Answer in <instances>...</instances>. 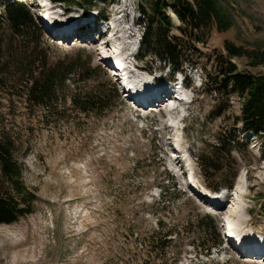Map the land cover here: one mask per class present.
Wrapping results in <instances>:
<instances>
[{
  "label": "rangeland",
  "instance_id": "374dc122",
  "mask_svg": "<svg viewBox=\"0 0 264 264\" xmlns=\"http://www.w3.org/2000/svg\"><path fill=\"white\" fill-rule=\"evenodd\" d=\"M14 1L0 0V138L12 147L23 181L37 200L26 216L0 224V264H264V258L234 248L222 227V218L229 215L245 241L254 236L252 240L264 245V158L259 143L252 144L256 139L241 129L240 98L231 96L228 108L217 115L220 100L203 83L204 67L211 69L209 56L225 52L226 39L264 48V0L232 1L234 27L226 32L213 28L204 43H197L193 65H185L184 75L170 74L169 64L150 56L138 58L140 0H115L114 5L98 0L85 10L54 2L36 9V0H17L40 27L24 31L2 19L5 6ZM123 4L125 12L115 11ZM55 16L59 25L69 24L66 29L78 17L85 29L66 39L56 37L44 23ZM105 16L110 18L107 23ZM114 28L129 33L116 40ZM102 33H108L104 40L111 45L109 51L104 40L94 42ZM117 50L131 70V82L150 81L147 95L161 82L172 89L167 80L174 84L172 76H184L191 88L185 96L194 94L192 103L172 111L165 106L174 100L151 107L134 103L102 59ZM38 56L49 66L72 64L75 71L49 109L29 99L28 75L20 67L26 63L27 69L35 68L32 61ZM234 61L241 69L264 73V65L250 66L244 58ZM98 85H114L120 100L111 98L97 114L78 111L71 95ZM139 88L135 86L137 93L145 95ZM221 133L245 140L231 157L214 162L229 168L211 170L203 166L201 155L218 144ZM234 172L237 177L229 189L225 184ZM237 179L242 189L234 198ZM207 194L221 205L210 204ZM208 219L217 222L223 242L206 252L199 239L207 245L213 238L199 225Z\"/></svg>",
  "mask_w": 264,
  "mask_h": 264
},
{
  "label": "trees",
  "instance_id": "16d2710c",
  "mask_svg": "<svg viewBox=\"0 0 264 264\" xmlns=\"http://www.w3.org/2000/svg\"><path fill=\"white\" fill-rule=\"evenodd\" d=\"M54 1L66 6H79L85 10L92 8L98 0ZM100 1L110 3L114 0ZM232 1L234 0H140L143 33L139 58L150 56L165 65L169 64L173 74L183 71L187 63L193 65L192 61L197 53L196 44L204 43L213 28L226 32L234 27V15L230 6ZM2 19L9 21L17 31L40 28L21 1L7 4ZM224 49L225 52L218 51L212 57L209 56L211 69L204 67V86L208 93L215 94L220 100L216 106L217 110L214 111L217 115L228 108L231 96L240 98L241 129L243 133H251L262 140L261 155L264 158V73L241 69L234 61L235 58H244L250 66L264 65V48L247 47L226 39ZM37 60L32 61L35 68L27 69L26 63L20 67L25 75H28L29 99L49 109L51 104L55 106L57 93L65 87L75 71L72 64L65 67L61 64L49 66L40 56ZM84 71L81 69L82 73ZM111 98L120 100L114 85H98L82 95H71L78 111L85 114H97L106 108L105 103ZM243 139L245 140L237 134L221 133L218 144L212 145L210 152L201 155L203 166L211 170L228 167L222 163L218 167L214 162L216 160L220 163L223 158L231 157V152ZM228 173L227 170L224 173L226 178ZM236 177L235 172L230 175V181L226 182L225 187L231 189ZM168 180L173 178L168 177ZM172 184L175 186L174 182ZM36 200V195L23 181L22 166L14 158L12 147L1 137L0 224H10L26 216L32 211V204ZM199 226L213 238L207 245L201 241L202 238L199 239L202 247H206V252H209L212 246H219L223 242L216 221L208 219L205 225Z\"/></svg>",
  "mask_w": 264,
  "mask_h": 264
},
{
  "label": "bare ground",
  "instance_id": "6f19581e",
  "mask_svg": "<svg viewBox=\"0 0 264 264\" xmlns=\"http://www.w3.org/2000/svg\"><path fill=\"white\" fill-rule=\"evenodd\" d=\"M126 8H127V6L126 5H122L120 8H119V12H125L126 11ZM106 15V14H105ZM80 17V16H79ZM47 27V26H46ZM62 27V25H59V24H56V25H54L53 27H52V32H54L53 34H54V36H56V37H59V38H62V39H66L67 37H70V36H72V35H79L80 33H81V30L83 29H85V27L83 26V23H81V22H79V19H78V17L76 18V20L75 21H71L70 22V28L72 29V32L70 33V34H64V33H58V32H60L59 31V29ZM97 27H99L97 24H96V27L95 28H97ZM48 28V27H47ZM70 28H69V30H70ZM49 29V28H48ZM117 28H115L114 29V31H112L111 33L113 34V35H115V37L113 36V38H115L116 40H118L119 38H120V36L121 37H124L123 36V32H126V31H123V32H121L120 33V30L119 31H117L116 30ZM128 33H129V30L127 31ZM126 32V33H127ZM57 33L58 34H61V35H57ZM92 33H96V31L95 32H91V34ZM108 33H102L101 35H100V37L98 38V39H95L94 40V42L95 43H98L100 40H104L106 37H108V35H107ZM107 35V36H106ZM112 38V39H113ZM104 46H105V48H110L111 47V45L109 44V41H106L105 42V40H104ZM108 51H109V49H108ZM109 54H110V52H109ZM109 54H107V55H103L102 56V59H104V60H107L106 59V56H108ZM122 54V53H121ZM122 65H124V60H123V58L122 57H120V61H119ZM119 62H118V64H119ZM125 68V70H126V67H123V69ZM148 79V78H147ZM157 79L158 78H156V80H154V81H157ZM141 84H138V85H136V86H138V88H139V86H140V88H139V91H141L142 92V94H145V95H143V96H140V95H138L137 93H134V94H136V97H138V98H142V99H146V98H150V99H152L154 102L153 103H158V102H160L161 103V105H164L165 103H167L168 102V98L170 99V92H171V90L172 89H167V87H163L162 86V83L163 82H161V83H159V85L156 87V90H155V92L153 93V94H150V95H147L148 94V92L151 90V83H150V81L148 82L150 85H145V79L144 78H142L141 79ZM158 83V82H157ZM161 84V85H160ZM138 91V92H139ZM175 101H177V99H174V104H175ZM177 103V102H176ZM173 104V106L171 107V108H175V105ZM176 150V149H175ZM177 151V150H176ZM195 182V181H194ZM241 182H240V179H237V183H236V185H235V189L233 190V196H234V198H238L239 196H240V193H241V184H240ZM197 184V183H196ZM214 196V195H213ZM216 196V195H215ZM214 199V198H213ZM208 202H210V204H213V205H221V203L215 198V200L213 201V200H207ZM227 217H226V222H227V226H228V229L227 228H225L226 229V231H228V238H229V235H232V237L231 238H233L234 239V241L236 242H231L232 243V246H234V248H236L237 250L239 249V245L242 247V248H248V249H260V250H264V245H260V244H262V243H260V241L258 240V241H254V240H252L253 238H254V236H253V238L252 239H250L249 238V241H245V238L244 237H240V236H242L240 233H238V232H235V230H236V228H235V226H236V223H235V220L233 219V218H231L229 215H226ZM230 227H232V229H230ZM234 235V236H233ZM227 236V235H226ZM249 237V236H248ZM242 244H244V245H246V246H242ZM257 244H259V245H257ZM257 245V248H249V247H251V246H256ZM240 250V249H239ZM252 252V251H251ZM244 254H248V255H250V256H255V257H258V256H256L255 255V253H244ZM258 255H261V258H263L264 257V254H262V253H258Z\"/></svg>",
  "mask_w": 264,
  "mask_h": 264
}]
</instances>
